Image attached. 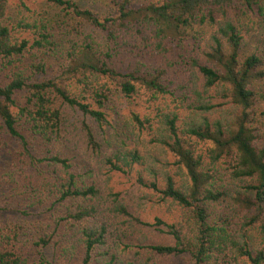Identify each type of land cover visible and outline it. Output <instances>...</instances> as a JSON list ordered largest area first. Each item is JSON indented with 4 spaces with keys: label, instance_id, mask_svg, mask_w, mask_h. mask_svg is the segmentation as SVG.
Instances as JSON below:
<instances>
[{
    "label": "trees",
    "instance_id": "16d2710c",
    "mask_svg": "<svg viewBox=\"0 0 264 264\" xmlns=\"http://www.w3.org/2000/svg\"><path fill=\"white\" fill-rule=\"evenodd\" d=\"M44 1L64 15L101 31L107 44L100 50V45L90 35L72 27L71 31H77L81 39L76 41L73 36L65 40L66 45H56L48 22L42 19L17 21L16 28L30 38L16 40L7 23L8 0H0V78L4 76L6 81L0 84V133L16 139L27 153L32 138L41 139L45 155L34 161L47 162L49 167L59 166L64 172V178L53 172L57 181L55 202L58 195L63 205L77 201L75 209L67 212L62 221L79 227L77 244L83 255L80 264H139L141 251L157 257L188 254L190 264H217L218 260L228 264L238 258L249 264H264V248L252 249L241 231L236 237L230 235L225 225H218V220L211 218L210 209V205L216 203L236 201L242 204L252 212L245 228L255 226L264 238V149L255 147L256 136L250 127L256 99L253 85L264 78V70L259 56L240 55L245 37L241 22L245 18L255 19L258 37L264 43V6L258 0H161L135 7L132 0H110L114 15L97 16L73 0ZM202 27L213 28L202 52L205 62L192 63L203 79V92H214L221 103L212 104L202 99L200 106L193 107L182 119L175 113L163 114L156 121L148 142L153 151L145 149L143 153L136 148L128 149L124 140L117 146L113 141L100 142L87 124L82 125L87 147L109 171L129 173L134 166H140L136 182L149 189L142 200L155 206L166 205L180 215L178 222L167 223L157 217L151 225L171 236L172 244L139 241L136 246L123 242L112 246L108 241L107 220L100 219V191L96 183L78 186L71 172V168L77 166L73 163L75 158L71 162L69 157L50 149L64 129L62 107L103 124L106 122L105 106L115 91L131 96L138 84L153 94L169 93L161 84L158 71L139 74L123 72L113 66L120 34L130 30L139 34L145 29L161 43L181 46L189 37L198 40L201 36L198 29ZM32 50L59 54L64 61L59 77L37 80L36 75L45 74L46 65L43 59L31 63L28 68L23 65L24 55ZM30 69L32 74H26ZM103 79L115 82L116 88L107 86L106 81L102 83ZM23 91L26 92L25 102L17 105L16 96ZM132 118L140 130L150 126V122L135 112ZM191 138L210 146L204 153H197L189 142ZM103 145L116 149L105 156L101 152ZM160 154H170L173 163L169 164L165 158L161 160ZM248 179H254L255 183L246 185ZM146 197L151 200L147 201ZM86 201H96V205ZM113 212L119 216L130 215L116 199ZM136 222L149 225L141 220ZM53 223L56 229L65 226L67 231H72L57 218ZM53 238L54 234L50 233L34 242L38 247V264H47L46 250ZM7 239L8 249L0 248V264H34L24 251L11 243H17L16 236ZM61 241L58 238V242ZM120 243L122 249H136L135 257L124 259ZM77 244L74 240L64 247L63 254L74 255Z\"/></svg>",
    "mask_w": 264,
    "mask_h": 264
},
{
    "label": "rangeland",
    "instance_id": "374dc122",
    "mask_svg": "<svg viewBox=\"0 0 264 264\" xmlns=\"http://www.w3.org/2000/svg\"><path fill=\"white\" fill-rule=\"evenodd\" d=\"M82 9L92 10L97 16L114 15V9L110 0H73ZM161 0H132L135 7L159 3ZM264 6V0H258ZM8 25L12 30V36L16 40L30 38L27 33L16 28L19 20L32 22L33 20H46L49 32L56 45H66V39H81L77 31L84 35H90L92 40L100 45V50L106 46L105 35L91 27L81 23L70 15H64L58 8L48 5L44 0H8L7 9ZM249 18V17H248ZM244 18H241L243 20ZM81 24V25H80ZM241 24L245 29V37L242 41L240 55L246 57L250 54L259 56L264 70V43L258 37L255 28V19L250 17L244 19ZM201 36L198 40L189 37L183 45L177 46L171 42H159L154 38L153 33L143 29L137 34L135 30L123 32L118 39L119 47L114 55L113 66L120 68L123 72H144L158 71L161 74L160 82L168 90L165 95L153 94L136 85V92L131 96H125L117 91L114 92L110 103L105 106L106 122L97 123L92 118L81 114L76 110L62 107L64 111V129L55 139L50 149L53 153L59 151L60 154L75 158L76 167L71 168L75 175V182L78 186H90L95 182L100 191V219L107 220L109 225L108 241L115 246L119 242L136 246L139 241L151 244H172V237L160 232L158 228L151 226L155 218H161L167 223L178 222L179 214L168 206H155L150 202H145L142 198L149 194V189L142 188L136 182L137 170L140 166H134L129 173L111 172L96 158L85 141V134L82 128L83 123L87 124L93 134L100 142L113 141L117 144L125 141L128 149L136 148L140 153L145 149L153 151L149 145V140L153 135L156 121L161 119L163 114L175 113L179 119L184 118L195 106H200L204 102L211 101L212 104H219L222 100L214 92H203V79L192 61L199 64L205 62L202 52L205 50V41L213 31L211 27L198 29ZM72 32L71 34H66ZM80 36H83L80 34ZM59 49L61 47H58ZM32 50L27 52L23 58V65L28 68L33 62L44 60L46 65L45 74L36 75L37 80L59 77L63 70L64 61L55 51ZM31 75L32 70L26 71ZM36 74V72H34ZM2 76L0 84L6 81ZM107 86L116 88L115 82L103 79ZM256 92L255 105L252 108L251 124L256 139L254 145L257 149H264V78L254 83ZM198 93L200 95H198ZM215 95V99L212 98ZM26 92L23 91L16 96L17 105H23ZM17 109H13L16 111ZM137 113L141 119L150 122L148 128L140 130L138 125L132 121V114ZM151 127L153 128L152 131ZM192 143L197 153H204L210 146L202 144L196 139L189 141ZM28 153L21 144L13 138L0 133V248L8 249L7 238L17 237L15 244L22 252L29 257L30 262L38 264V247L34 242L39 237L53 233L54 238L49 248L46 250L47 264H80L82 260V250L77 244V232L79 227L72 226L70 221H62L67 212L75 209L77 201H70L66 205L59 202L57 198V181L55 175L64 178L65 174L59 166H47V162H37L45 155V146L39 138H32ZM116 147H102L101 152L108 156ZM161 160L170 164L173 163L171 155L160 154ZM206 161V160H205ZM207 162V161H206ZM55 175H53V172ZM54 176V177H53ZM254 180V179H253ZM246 180L245 184H254L255 180ZM142 197V198H141ZM147 201H150V197ZM115 199L126 207L129 216H119L113 212ZM96 201H86L87 204H95ZM54 206H52V204ZM212 219L218 220V225H225L228 233L237 236L238 232L244 233L252 249H263L264 238L257 231L255 226L248 224L252 212L236 201L228 203H216L210 205ZM57 218L62 224H67L72 231H67L65 226L56 229L53 219ZM141 220L148 223L142 226L136 222ZM75 234V237L73 236ZM3 236V238H1ZM57 236V237H56ZM111 236V237H110ZM58 238L62 239L58 242ZM110 238V239H109ZM76 240L77 250L74 255H64L62 249ZM6 246V248H5ZM123 244H119L120 253L124 259L131 260L135 257L136 249H122ZM231 258H229L230 260ZM228 260V261H229ZM227 261V262H228ZM139 264H190V256L183 254L176 257H157L145 251H141ZM212 263V261L210 262ZM214 263V262H213ZM217 264H227L218 260ZM228 264H249L243 258L231 261Z\"/></svg>",
    "mask_w": 264,
    "mask_h": 264
}]
</instances>
